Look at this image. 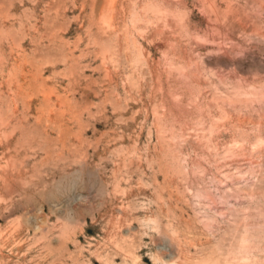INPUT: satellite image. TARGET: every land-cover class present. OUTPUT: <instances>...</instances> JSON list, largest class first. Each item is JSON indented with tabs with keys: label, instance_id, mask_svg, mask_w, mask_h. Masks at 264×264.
I'll use <instances>...</instances> for the list:
<instances>
[{
	"label": "rangeland",
	"instance_id": "rangeland-1",
	"mask_svg": "<svg viewBox=\"0 0 264 264\" xmlns=\"http://www.w3.org/2000/svg\"><path fill=\"white\" fill-rule=\"evenodd\" d=\"M203 260L264 264V0H0V264Z\"/></svg>",
	"mask_w": 264,
	"mask_h": 264
},
{
	"label": "bare ground",
	"instance_id": "bare-ground-1",
	"mask_svg": "<svg viewBox=\"0 0 264 264\" xmlns=\"http://www.w3.org/2000/svg\"><path fill=\"white\" fill-rule=\"evenodd\" d=\"M111 8V7H110ZM246 240V239H245ZM225 263V262H224ZM198 264H218L217 262L215 261H212V260H203L201 262H199Z\"/></svg>",
	"mask_w": 264,
	"mask_h": 264
}]
</instances>
